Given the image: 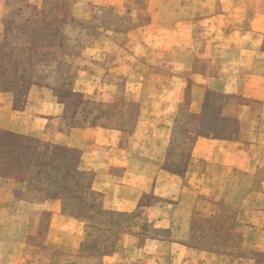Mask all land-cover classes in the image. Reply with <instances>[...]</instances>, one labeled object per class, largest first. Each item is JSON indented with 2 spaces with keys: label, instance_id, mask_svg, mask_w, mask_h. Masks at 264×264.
<instances>
[{
  "label": "crops",
  "instance_id": "1",
  "mask_svg": "<svg viewBox=\"0 0 264 264\" xmlns=\"http://www.w3.org/2000/svg\"><path fill=\"white\" fill-rule=\"evenodd\" d=\"M198 3L194 15L131 30L127 49L113 55L112 70L123 75L124 92L138 105L132 130L110 115L96 124L68 123L58 101L34 98L14 109L12 93L0 90L1 130L77 150L80 169L93 174L90 190L98 193L101 208L133 216L98 264H236L194 241L196 212L215 217L224 209L236 211L242 243L254 240L264 253V0ZM103 77L99 71L79 73L81 88L75 90L82 100L115 97L113 86L98 84ZM210 92L230 99L215 120L226 125L220 134L203 129L210 122ZM187 118L193 133L180 171L165 162L183 158L172 143L174 128ZM232 122L235 132L227 127ZM15 206L7 216L17 222L16 249L3 252L0 239L7 264L18 259L26 238L40 235L44 219L48 245L80 248L82 220L67 213L61 200L21 197ZM6 211L0 208V226Z\"/></svg>",
  "mask_w": 264,
  "mask_h": 264
},
{
  "label": "rangeland",
  "instance_id": "2",
  "mask_svg": "<svg viewBox=\"0 0 264 264\" xmlns=\"http://www.w3.org/2000/svg\"><path fill=\"white\" fill-rule=\"evenodd\" d=\"M198 1L0 0V90L12 93L14 109H23L34 98L58 101L66 106L68 123L96 124L110 115L116 118L115 123L132 130L138 105L126 96L123 75L112 70L113 55L120 47L127 49L131 30L152 20L189 17L196 12L193 8L199 6ZM82 70L99 71L104 77L95 81L113 86L115 97L109 102L82 100L75 90L81 88L76 78ZM229 100L208 93L210 122L203 129L215 128L221 133L226 125L215 124V120ZM232 102L240 103L241 99L233 98ZM74 116L77 120H72ZM188 121L181 119L174 128L172 151L183 158L177 164L172 158L165 162L170 168L178 165L174 168L180 171L193 133ZM227 127L235 132L238 124L232 122ZM78 157L77 150L0 129V208L7 210L0 226L3 252L16 249L12 235L18 226L7 212L16 210L15 201L21 197L61 200L66 212L80 218L83 227L80 248L70 252L46 243L44 219L40 235L21 243L13 264H98L100 253H111L131 225L132 215L101 208L98 193L90 190L93 174L80 169ZM235 214V210L224 209L218 216L203 217L197 211L194 241L223 252L236 264H264V253L253 245L254 240L242 243L241 229L233 221ZM9 259L6 253L0 254V264Z\"/></svg>",
  "mask_w": 264,
  "mask_h": 264
}]
</instances>
